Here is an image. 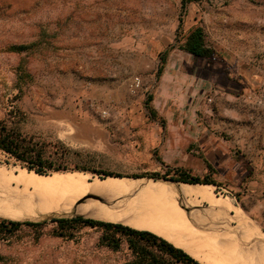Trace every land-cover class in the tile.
Returning <instances> with one entry per match:
<instances>
[{
	"label": "rangeland",
	"instance_id": "374dc122",
	"mask_svg": "<svg viewBox=\"0 0 264 264\" xmlns=\"http://www.w3.org/2000/svg\"><path fill=\"white\" fill-rule=\"evenodd\" d=\"M182 4V0H0V120L45 144L48 152H55L57 142L62 141L72 150L71 168L90 170L45 176L62 179L65 187H47L41 192L15 183L10 187L0 178V217L21 222L77 212L111 222L112 217L130 219L131 200L169 197L165 202L185 211L188 208L187 213L194 216L199 227L238 244V248L233 245V251L227 249L230 255L226 257L231 256L233 263L249 264L245 255L256 246L264 247V214L249 218L241 209V198L252 194L248 183L253 176L239 143L232 144L229 152L222 150L227 154L223 161L233 166L229 173H223L218 186L183 184L179 190L161 180L137 179L146 175L153 178L156 173L174 176V170L166 169L163 158L153 147L148 149L145 141L152 129L160 136L165 129L149 120L132 126L124 118L121 125L113 117L116 106L128 105L137 108L135 115L149 118L145 104L152 96L154 104L162 108L163 119L171 113L167 109L182 104L187 113L193 111L196 118L208 120L204 114L210 112L204 110L224 94L211 86L201 89V79L187 73L191 69H184L179 61L171 60L166 68L177 75L169 80L170 92L164 93L160 86L164 81L158 78L161 54L172 49L180 58L176 51L179 41L192 27L201 25L216 51L208 63L220 83L227 84L228 77L239 84L233 99L237 107L239 102L250 105L251 117L244 122L256 133L254 127L264 119L257 110L264 106V0H196L186 8ZM19 45L29 49H11ZM136 77L142 84L133 91L131 84ZM92 104L108 110V117L103 118ZM239 109L247 111L245 107ZM84 120L91 122L85 130L80 127ZM199 134L207 139L208 135ZM71 138L82 142L71 144ZM169 163L177 164L173 160ZM0 168L14 170V175L23 174L25 179H39L1 151ZM93 171L120 175L123 178L118 179L123 181L106 190L104 181L108 178L101 180L105 176ZM223 186L228 192L218 193ZM183 223L185 226L177 231L187 229ZM55 227L50 221L42 228L23 226L14 235L0 239V264H124L131 259L126 245L119 252L99 246L100 231L84 228L77 239L66 240L53 235ZM178 237L177 246L191 249L194 257L214 264L216 260L201 253L190 236ZM237 249L246 252L244 258H235Z\"/></svg>",
	"mask_w": 264,
	"mask_h": 264
},
{
	"label": "crops",
	"instance_id": "0c3cea01",
	"mask_svg": "<svg viewBox=\"0 0 264 264\" xmlns=\"http://www.w3.org/2000/svg\"><path fill=\"white\" fill-rule=\"evenodd\" d=\"M179 49V48H178ZM166 62L163 67L162 72H159L163 66L161 54V65L158 70V78L163 79L161 82V88H163L164 93L170 92L172 78L177 77L175 71L167 70L168 64L171 60L174 62L181 63L187 73L192 74L193 77H197L200 80V88L204 89L209 86L215 87L219 93L224 94V96H218L215 99V103L211 108H206L204 111L210 112L208 120H200L196 118V113L191 111L187 113L183 110V105H176L167 109L168 113L165 119L161 116L157 103L154 104V98L151 103V108L155 113V117L147 110L146 104L145 108L149 113V118L140 117L135 115L134 112L137 108H129L128 105H118L117 109L114 110V119L118 124H124L123 119H127L126 122L131 123L132 126L139 125L141 121L145 123L146 121H151L153 125L159 127L162 131L165 129L164 135L161 138L158 134L157 129H152L150 133L146 135V143L148 149L157 151L159 156L163 158V166L168 170H185L193 176H199L203 178L206 175L211 174L212 178L218 182L222 181V176L224 172L228 173L232 170L233 164L231 166L226 164L223 159L227 156L225 152H229V148L234 143H239L240 147H243L246 153V158L249 163V173L252 174L253 178L250 179L248 183L249 189L252 191L251 195L244 196L241 198V209L245 215L249 218L258 217L260 214H264V119L261 124L259 123L252 129L250 125L245 124L244 121L251 117L249 104H244L239 102L237 107L236 102L233 99L237 93H239V84L231 82L228 77L227 84H222L217 80V76L214 67L208 63L211 58H201L196 57L190 53L182 50H176L180 53V58L175 57L174 51L172 49H167ZM216 55V54H215ZM150 61V58H147ZM193 64V65H192ZM176 85V84H175ZM180 85V82L177 86ZM113 88H116L113 85ZM216 91V92H217ZM175 94H179L178 90H175ZM243 103V104H242ZM127 107V108H125ZM247 108L245 113L239 108ZM257 110L261 113V117H264V106H259ZM122 112L124 114H122ZM129 112V114H127ZM146 112V113H147ZM132 113V114H130ZM142 118V119H141ZM85 121V120H84ZM90 121L81 122L85 130L90 128ZM205 123H209L206 125ZM93 124V123H92ZM210 128V130L208 129ZM203 132L207 136L204 139L199 133ZM191 134V135H189ZM198 136L200 138H198ZM71 144H79L82 141L78 139L71 138ZM162 141V142H161ZM159 144L156 145V143ZM187 143L190 145L187 146ZM156 145V146H155ZM255 146V147H254ZM191 147L193 149H191ZM133 149H136L134 146ZM219 149V152L216 151ZM213 150V151H212ZM179 157L181 159H179ZM231 159V158H230ZM173 160L176 165L170 162ZM179 162V163H178ZM220 180V181H219ZM218 181V182H217ZM225 188V186H223ZM260 218V217H259ZM263 221V218L260 219Z\"/></svg>",
	"mask_w": 264,
	"mask_h": 264
},
{
	"label": "trees",
	"instance_id": "16d2710c",
	"mask_svg": "<svg viewBox=\"0 0 264 264\" xmlns=\"http://www.w3.org/2000/svg\"><path fill=\"white\" fill-rule=\"evenodd\" d=\"M196 0H182L183 8ZM184 20H180V29H182ZM178 48L190 53L196 57L211 58L215 56V49L209 45L207 34L201 25L192 27L179 41ZM13 51L22 52L29 49L26 45L13 46ZM167 52L162 56L163 66L159 72H162L166 62ZM153 97L149 96L146 101V108L155 117L151 108ZM57 150L48 152L45 144L40 143L32 137L24 136L19 130L9 126V124L0 120V151L9 159L14 161L22 169L29 173H35L39 176H52L72 170L87 172L82 167L70 166V157L72 150L69 149L62 141H58ZM105 180L106 177L122 178L120 175L93 171ZM173 172V170L171 171ZM142 176V177H147ZM170 174L160 175L159 173L151 175L156 179H165L173 182L202 185L218 186L212 175H206L203 178L193 176L185 170H174V176L168 178ZM55 223L53 235L66 240L77 239V234L84 228L94 229L102 233L99 246L106 247L114 252H119L123 245H126L131 253V259L124 264H201L197 259L187 253L184 249L177 247L172 242L164 239L152 232L141 231L123 224L104 222L101 220L89 219L84 217L61 218L50 221ZM48 222H16L0 218V239H6L16 232L20 231L23 226L32 228H42Z\"/></svg>",
	"mask_w": 264,
	"mask_h": 264
},
{
	"label": "bare ground",
	"instance_id": "6f19581e",
	"mask_svg": "<svg viewBox=\"0 0 264 264\" xmlns=\"http://www.w3.org/2000/svg\"><path fill=\"white\" fill-rule=\"evenodd\" d=\"M1 168H0V178H2V180H4V182L7 185H10V187H12L11 185L13 183H15L17 186L21 185V186H25V187H28V188L30 187V188H33V190H39V191H40V189H44V188H47V187L49 188V187H52V186L55 188V187H58V185L65 187L64 184L61 183L62 179H59L57 177H55V178L53 177V179H51L49 177L38 176V175L34 174L39 179L33 180V178H31L32 180H29V179H25V176H23V174L20 175V176L14 175V170L13 171H11V170L8 171L6 169H1ZM71 176H72V174H71ZM63 178H64V176H63ZM120 181H123V180L118 179V178H108L107 181H104V184H105L104 187H106V190H113L114 187H116V186L118 187V184H119L118 182H120ZM0 182H2V181H0ZM63 182H68V181L66 180V181H63ZM185 186H187V185H185ZM191 186L192 187H196V186L190 185V187ZM6 187L8 188V186H6ZM0 188H2V186H0ZM72 188H73V186H72ZM9 189H5V190L10 191ZM158 189H161V188H158ZM195 190H196V188H195ZM94 191L97 192V190H94ZM142 192H144V191H142ZM192 192L194 193V191L191 190V193ZM165 193H167V192H165ZM35 194H37V193H34V195ZM168 194H165V195L169 196ZM158 195H160V194H158ZM196 196L197 195H195V198H196ZM201 197L204 198L203 196H201ZM161 198L162 197L159 198V197H153L152 196V197H145L144 199H142V201L138 200V201L134 202V201L131 200L130 202H132V203L128 204V211L131 213V215H129L130 219L116 220V219H113V217H112V219H110V221L112 223L114 222L116 224H123L125 226H129V227L137 229V230L152 232V233H154V234H156V235H158V236H160V237H162L164 239H167L168 241L172 242L176 246H177V243H175V241L179 240V238H180L178 236H182L183 234L184 235H188L187 238H189V236H190L192 238L191 240H194L195 243L197 242L196 246H200L201 251H200V248L199 247L198 248H199V251L201 253L203 251L206 255H209L208 259L212 258V261L216 260L215 262L217 264H220V263L223 264V262H225V261H227V264H232L233 263V261L231 260V256H229V257L227 256L226 257V254L230 253V252H228L227 249H229L231 251L233 249V245H234V247L238 248L237 247L238 244L236 245L235 241H232V240H230L228 238L227 239L222 238L221 236H218V235L214 234L210 230H207L206 228H203V226L199 227V224L196 223L197 220L195 221V218H194L193 215L187 213L185 210H183V208H180L177 205L173 204V202H165L166 198H169V197L163 198L164 200L161 199ZM201 201H202V199H201ZM1 204L2 203H0V205ZM181 207H183V206H181ZM185 208H187V207H185ZM127 214H126V216H127ZM56 216H60V215H56ZM126 216H124V217H126ZM183 222L188 224V225L186 224L187 229L180 230V231L178 230L179 231L178 232L177 231L178 228L180 229L181 226H185V224ZM244 241H246V240H244ZM179 243H178V245H179ZM246 243H248V241ZM192 244H193V242L191 243V246H192ZM177 247H179V246H177ZM179 248H182V247H179ZM241 248H242V246H241ZM195 249H196V247H195ZM189 251L191 253L194 252L191 249L186 251V252L189 253ZM196 251H198V249H196ZM235 251H237L238 254H236V257L232 255L233 258L234 257L237 258V256L239 258H240V256L242 258H244V254H246V252L242 254L241 252H244V251H242V249H241V251H239L238 249L235 250ZM194 254H196V253H194ZM190 255L193 256L192 254H190ZM234 255H235V253H234ZM247 255H245V256H246V260L248 261L249 264H264V247L256 246L254 251L252 253H250V255H248V256ZM194 258L197 259L201 264H211L210 262L206 263L207 260L205 258H200V256H199V259L196 258V257H194ZM239 258H237V259H239ZM234 261H235V259H234ZM215 262H214V264H215ZM238 263L240 264V261ZM233 264H235V263H233Z\"/></svg>",
	"mask_w": 264,
	"mask_h": 264
},
{
	"label": "water",
	"instance_id": "95a60500",
	"mask_svg": "<svg viewBox=\"0 0 264 264\" xmlns=\"http://www.w3.org/2000/svg\"><path fill=\"white\" fill-rule=\"evenodd\" d=\"M106 178H117V177H106ZM123 178V177H122ZM143 178H147V179H153V180H161L164 184L168 185V186H174V187H179V185H183V183H178V182H173V181H170V180H165V179H156V178H149V177H139L137 179H143ZM103 180V179H101ZM106 180V179H105ZM189 185V184H187ZM193 186H196V185H193ZM82 203H78V206H80ZM186 212H188V210L186 209ZM191 212V211H190ZM74 217H84V218H89V219H92L90 217H87L85 215H81V214H78L77 212H72L71 214H68V215H64V216H44L42 217L41 219L42 220H36V221H31V220H26V221H21V222H35V223H43V222H48V221H51V220H54V219H61V218H74ZM1 219H6V218H3V217H0ZM9 220V219H7ZM96 220V219H95ZM13 221V220H11ZM16 222H20V221H16ZM105 222V221H104Z\"/></svg>",
	"mask_w": 264,
	"mask_h": 264
},
{
	"label": "built area",
	"instance_id": "2783aa9c",
	"mask_svg": "<svg viewBox=\"0 0 264 264\" xmlns=\"http://www.w3.org/2000/svg\"><path fill=\"white\" fill-rule=\"evenodd\" d=\"M141 84H142V81L139 77H136L134 78V80L132 81V84H131V88L133 91H137L140 87H141ZM94 109L98 110L99 113L102 115L103 118H107L108 115H109V112L108 110H105V109H101L100 106H97L95 104H92L91 105ZM220 189V192L218 193H221L222 192H228L226 189L227 188H219ZM222 194V193H221Z\"/></svg>",
	"mask_w": 264,
	"mask_h": 264
}]
</instances>
